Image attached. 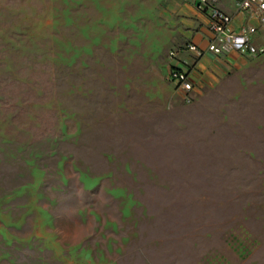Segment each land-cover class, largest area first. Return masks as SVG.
Instances as JSON below:
<instances>
[{"label": "rangeland", "instance_id": "374dc122", "mask_svg": "<svg viewBox=\"0 0 264 264\" xmlns=\"http://www.w3.org/2000/svg\"><path fill=\"white\" fill-rule=\"evenodd\" d=\"M145 1L0 0V264H264V79L162 104Z\"/></svg>", "mask_w": 264, "mask_h": 264}, {"label": "crops", "instance_id": "0c3cea01", "mask_svg": "<svg viewBox=\"0 0 264 264\" xmlns=\"http://www.w3.org/2000/svg\"><path fill=\"white\" fill-rule=\"evenodd\" d=\"M238 0H219L221 10L232 17V28L239 30L244 26H255L258 32L252 37V42L257 46H264V25L245 12H240L236 7ZM146 6L153 9L167 8L168 19L174 26L172 34L166 39L174 42L193 43L200 49H205L207 39L210 37L209 14L197 9L199 0H149ZM145 5H142V7ZM145 6V7H146ZM172 50V49H171ZM168 55L157 59L150 56H141L135 65L137 79L144 83L139 85L151 91H155L157 99L167 105L168 100H181L182 96L177 91L175 84L170 80V72L174 60ZM137 61V60H136ZM161 61L162 65H157ZM192 68L191 78L195 83L197 96H203L220 88L228 80L246 78L264 79V54L257 57L242 55L237 51H230L223 56H217L211 52H204L201 57L190 54L188 58ZM151 91V92H153ZM171 93L173 99L168 95Z\"/></svg>", "mask_w": 264, "mask_h": 264}, {"label": "built area", "instance_id": "2783aa9c", "mask_svg": "<svg viewBox=\"0 0 264 264\" xmlns=\"http://www.w3.org/2000/svg\"><path fill=\"white\" fill-rule=\"evenodd\" d=\"M190 1V0H186ZM219 0H199L197 9L209 14L210 37L205 49H200L193 43L174 48L170 57L174 60L170 72V80L186 102L192 101L196 95V86L191 78L192 68L188 63L190 54L201 57L204 52H211L223 56L230 51H237L242 55L257 57L264 54V46H257L252 37L258 32L255 26H244L239 30L232 28V17L221 10ZM236 7L240 12L247 13L264 25V0H238Z\"/></svg>", "mask_w": 264, "mask_h": 264}]
</instances>
